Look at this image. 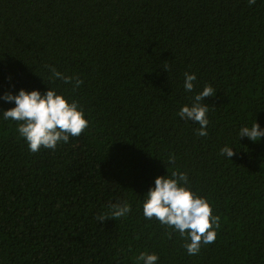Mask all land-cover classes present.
I'll list each match as a JSON object with an SVG mask.
<instances>
[{
	"label": "trees",
	"instance_id": "trees-1",
	"mask_svg": "<svg viewBox=\"0 0 264 264\" xmlns=\"http://www.w3.org/2000/svg\"><path fill=\"white\" fill-rule=\"evenodd\" d=\"M46 66L84 83L53 82ZM205 85L216 95L200 137L178 113ZM49 88L89 126L32 153L0 99V264H143L144 252L157 264H264V138L239 136L264 130V0H0V97ZM174 171L220 217L197 255L143 214ZM123 201L129 214L97 219Z\"/></svg>",
	"mask_w": 264,
	"mask_h": 264
},
{
	"label": "clouds",
	"instance_id": "clouds-1",
	"mask_svg": "<svg viewBox=\"0 0 264 264\" xmlns=\"http://www.w3.org/2000/svg\"><path fill=\"white\" fill-rule=\"evenodd\" d=\"M256 0H248L249 6ZM51 72L50 79L60 80L64 84H71L73 90L78 89L84 81L78 76H67L55 67L46 66ZM167 71V69H165ZM184 88L193 92L197 77L195 74L184 73ZM50 89V88H49ZM216 92L211 85H205L203 90L194 95L191 106H183L178 115L186 121H194L200 127L196 135L206 137L209 120L207 119L208 105L204 103L206 97H215ZM7 103H14L15 107L2 112L4 120L17 122V132L26 140L29 150L37 153L41 148L56 149L60 142L68 143L69 138L79 137L88 128L89 122L77 101L71 103L53 89L41 94L38 90L28 92L21 89L17 95L6 93L0 97ZM240 139L247 137L253 142L264 138V130L255 122L251 128L243 127L239 132ZM220 155L229 159L236 155L233 148L224 147ZM174 161V157L172 158ZM109 212L98 215L101 222L119 220L131 212L127 201L108 205ZM143 214L148 220L156 219L160 224L178 231L182 238L190 240L184 247L188 255L199 254L201 247L215 243L217 231L220 227V217L213 214V210L206 198L196 195L188 187V175L174 171L171 177H157L155 187L151 188L143 200ZM143 264H157L156 254L141 253L138 258Z\"/></svg>",
	"mask_w": 264,
	"mask_h": 264
}]
</instances>
